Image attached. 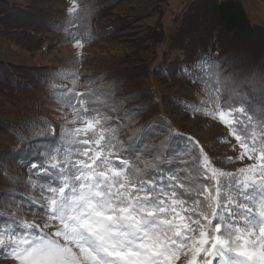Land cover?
Here are the masks:
<instances>
[{
    "label": "snow or ice",
    "instance_id": "1",
    "mask_svg": "<svg viewBox=\"0 0 264 264\" xmlns=\"http://www.w3.org/2000/svg\"><path fill=\"white\" fill-rule=\"evenodd\" d=\"M91 13L72 0L54 28L82 48ZM54 72L64 123L20 137L36 145L26 179L0 165L7 185H26L0 188V252L16 264H264V69L224 76L212 54L184 68L203 85L184 110L226 127L222 142L235 140L234 155L218 162L161 118L138 125L145 105L123 107L132 97L115 99L114 82ZM25 206L33 219L20 217Z\"/></svg>",
    "mask_w": 264,
    "mask_h": 264
},
{
    "label": "rangeland",
    "instance_id": "2",
    "mask_svg": "<svg viewBox=\"0 0 264 264\" xmlns=\"http://www.w3.org/2000/svg\"><path fill=\"white\" fill-rule=\"evenodd\" d=\"M7 1L22 8L38 5V8L46 10L45 14H48V11L55 13L59 9L64 7L68 9L71 6V0ZM193 1L114 0L112 2H116L115 5L108 9L106 7L108 0H97L95 6L96 4L98 6L94 7V10L99 16L96 22L91 24V30H89L93 35L92 40L84 42L82 48H76L74 43L68 45L64 42H56L54 38L59 37L60 34L48 30V33L44 35L47 47L43 51L34 40H16L17 37L0 21V61L20 67L22 70L19 72L21 71V75H24L22 76L30 87L11 91L10 94L6 92L5 94L10 96L7 98L4 94H0V162L5 160L4 151L9 150L12 142L10 128L14 125L21 127L29 115L33 116L31 118L43 116L57 128L64 123L61 112L57 110L59 105L50 90L48 79V76L55 75L54 70L59 69L78 70L80 82L93 77L101 78L105 83L114 82L116 85L115 99L132 97L123 107L131 108L141 103L145 105L143 110L135 115L138 125L142 122L145 124L153 118H161L170 124L174 133L181 138L191 137L199 141L208 156L217 162L224 156L234 155L232 145L235 144V140L231 139L230 143L222 142L228 137L226 127L208 116L193 115L175 102V97L182 98V102H195L197 93L203 87L202 84L194 81L190 83V80L187 81L188 77L180 72H174L170 77H153L157 87L154 85L155 89H150L143 75L144 66L141 64L152 62L155 67L159 66L164 60L163 51L166 52L167 58L165 59L170 62L184 55L187 58V54H190L189 51L184 52L177 49L181 47V44L177 45L175 50L174 47L170 50L168 38L175 29L192 22L194 18L192 10L198 8L191 6ZM239 1L250 22L264 26V0ZM161 15L163 17L160 22L165 38L161 44L155 46L149 38L154 29H157V22ZM220 43L221 56L227 61L225 67H228L229 74H242V71L237 69L240 63H244L239 61L241 55L238 57L242 43L233 44L228 36ZM31 46L35 48L31 49ZM242 66L246 68L245 64ZM250 70L252 69L246 71L247 74ZM40 74L43 77L38 79L37 76ZM57 83H67V81ZM80 89L82 88H78ZM156 142L155 140L149 141L150 144ZM184 142L183 139L178 140L180 144ZM7 159L5 165L9 167L11 173L22 177L19 163L10 161L8 155ZM220 167L233 170L238 167V163L221 164ZM21 184L7 185L0 176V188L8 186L16 188L17 191H24L26 186L19 187ZM29 211V208L25 206L20 217L33 219V215H26ZM0 264H16V262L5 253L0 258Z\"/></svg>",
    "mask_w": 264,
    "mask_h": 264
},
{
    "label": "trees",
    "instance_id": "3",
    "mask_svg": "<svg viewBox=\"0 0 264 264\" xmlns=\"http://www.w3.org/2000/svg\"><path fill=\"white\" fill-rule=\"evenodd\" d=\"M96 1L97 0H77L81 7L84 4H89L92 8L91 15L80 25L79 35L81 36L85 31L89 32V30H91V24L95 23V20L98 19L99 15L97 16V13L94 10V7L98 6L97 4L95 6ZM112 1L114 0H108V2H106L108 3L106 5L108 9L115 5L116 2ZM193 2L194 3H192L191 6L198 8H195L194 11L192 10V14H194L192 22H188L187 25L184 24L178 27L168 38L171 46L170 50H173V47L175 50V47L181 44V47L177 49L184 52L189 51L190 54H187V58L184 55L183 57H177L170 62L165 59L167 56L165 54L166 52L163 51L162 56L164 60L159 66L155 67V64L153 65L152 62L147 64L142 63L141 65L144 66L143 75H145V79H147L146 84L148 88L155 89L154 85L157 87L156 82L154 83L153 81V77L156 76L170 77L172 73L180 72L183 76L188 77L184 72V68L186 66H191L198 57L207 56L209 54H212L215 57V62L220 65L223 75L228 76V67H225L227 61L225 58H222L220 52V42L227 36L231 38L233 44L235 42L237 44L242 43L238 57L241 55L239 61H243L244 63H240L239 66H237V69L241 70L242 74H247L246 71H248V69H252L250 70V73L264 69V26L255 25L250 22L242 3L239 0H194ZM37 6L38 5L26 6L22 8L9 3L7 0H0V21L17 37L16 40H34L37 42L38 47L43 51L46 50L47 47L45 46L47 40L44 35L45 33H48V30L57 32L58 35L60 34L61 37L54 38L56 42H64L68 45L73 44L64 31H57L54 28V25L60 24L68 18L67 8L64 7L59 9L55 13L48 11V14H45L44 12L46 10L40 9ZM162 17L163 15H161L157 22V29H154L149 38L155 46L161 44L165 38L160 22ZM92 36L93 35H91V37ZM90 40H92V38L85 40L84 42ZM217 45L219 46L217 47ZM31 47V49L35 48L33 46ZM166 64L167 66H165ZM244 64V67L246 68H243L242 65ZM19 70L22 69L18 66L5 64L0 61V94H4V97L7 98L9 96L5 94L6 92L10 94L11 91H18L20 88H30L29 84L25 82V78H23L24 75L22 74V76L21 71L19 72ZM37 77L38 79H41L43 75L40 74ZM48 77L50 80L51 77ZM94 80H97V77H93L90 80H84L80 83L83 84L85 81ZM188 80L190 79L188 78L187 81ZM189 82L191 83L192 80ZM37 85L42 86L40 83H37ZM78 91H84V89L82 88ZM175 102H177L180 107L184 103L180 97H175ZM142 110L143 109L139 111ZM136 113L134 115H136ZM31 117L33 116L29 115L25 120L26 122L21 127L14 125L10 128L12 142L9 145V150L5 149L4 151L6 154L3 156L5 160L0 162V165H5V162L8 160V155L10 161L19 163L21 175L25 178H27V169L24 168L23 165L33 159L31 153L35 150L36 145L33 143L30 146L28 140L21 141L20 137L23 136L34 139L31 134L32 127L34 125L44 127V121H47L43 116L35 118ZM141 125H143V122ZM24 134L26 135L24 136ZM23 186L26 185L22 183L19 187ZM5 253L6 252H0V258Z\"/></svg>",
    "mask_w": 264,
    "mask_h": 264
}]
</instances>
